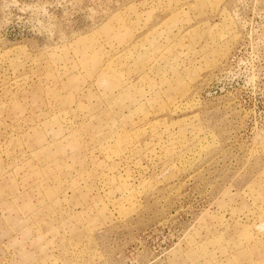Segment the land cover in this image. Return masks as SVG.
Listing matches in <instances>:
<instances>
[{"label": "rangeland", "instance_id": "1", "mask_svg": "<svg viewBox=\"0 0 264 264\" xmlns=\"http://www.w3.org/2000/svg\"><path fill=\"white\" fill-rule=\"evenodd\" d=\"M0 264H264V0H0Z\"/></svg>", "mask_w": 264, "mask_h": 264}]
</instances>
